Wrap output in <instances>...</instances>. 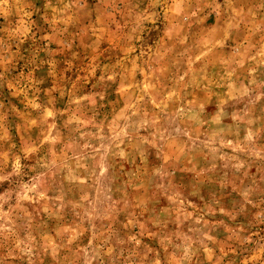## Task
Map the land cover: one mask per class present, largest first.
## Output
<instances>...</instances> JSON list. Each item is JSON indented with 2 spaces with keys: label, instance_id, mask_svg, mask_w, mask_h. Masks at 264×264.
Returning a JSON list of instances; mask_svg holds the SVG:
<instances>
[{
  "label": "clouds",
  "instance_id": "1",
  "mask_svg": "<svg viewBox=\"0 0 264 264\" xmlns=\"http://www.w3.org/2000/svg\"><path fill=\"white\" fill-rule=\"evenodd\" d=\"M0 97V264H264V0H0Z\"/></svg>",
  "mask_w": 264,
  "mask_h": 264
},
{
  "label": "rangeland",
  "instance_id": "2",
  "mask_svg": "<svg viewBox=\"0 0 264 264\" xmlns=\"http://www.w3.org/2000/svg\"><path fill=\"white\" fill-rule=\"evenodd\" d=\"M206 22L209 24H212V23H214V19L208 18ZM76 43H77L78 47L82 48V45L80 44L79 41H77ZM53 47H55V45H53ZM58 58L61 59V63H62L63 62V56L60 55ZM4 97H7L6 91L4 93ZM4 97H0V98H4ZM14 102H16V101H14ZM240 107H243V105H240ZM262 176H264V173H259L256 168H253V169H251V179L246 181V183H252V181H256L257 189L258 190L264 189V180L261 179ZM5 187H6V185H5ZM207 187H208V191L214 192V191H216L217 186L216 185H208ZM234 199H239L238 195L235 192H233L231 190V188L225 189L224 193H223V202L226 205H230L232 200H234ZM240 219L243 220L244 218L241 217Z\"/></svg>",
  "mask_w": 264,
  "mask_h": 264
}]
</instances>
